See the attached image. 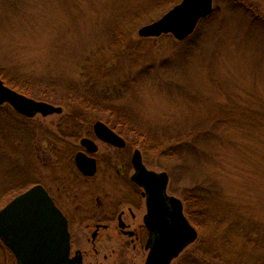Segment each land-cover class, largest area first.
<instances>
[{"label": "rangeland", "instance_id": "374dc122", "mask_svg": "<svg viewBox=\"0 0 264 264\" xmlns=\"http://www.w3.org/2000/svg\"><path fill=\"white\" fill-rule=\"evenodd\" d=\"M152 1L0 0V70L72 85L142 131L192 134L176 156L149 155L147 165L169 173L173 194L192 190L263 234L264 0H214L213 15L183 42L138 36L172 9L152 11L138 26L136 14ZM118 26L127 40L116 47ZM55 105L75 112L71 102ZM61 118L28 120L0 107V209L36 183L49 185ZM197 242L172 264H220L204 260ZM5 259L0 243V264Z\"/></svg>", "mask_w": 264, "mask_h": 264}, {"label": "flooded vegetation", "instance_id": "af4514ba", "mask_svg": "<svg viewBox=\"0 0 264 264\" xmlns=\"http://www.w3.org/2000/svg\"><path fill=\"white\" fill-rule=\"evenodd\" d=\"M56 116H62L56 124L62 129L57 128L59 138L51 137L49 185L40 182L34 185L40 184L46 189L66 219L70 235L69 260L76 264H145L150 238L146 223L148 206L145 189L133 180L135 151L139 150L141 162L149 171H159L147 165L148 153L135 141H127L116 128V122L94 119L90 114L63 112ZM98 121L121 136L126 145L116 146V138L112 143L102 140L94 129ZM66 126L69 127L64 130ZM83 139L89 140V145H82ZM78 154L83 155L89 166L95 165L92 175L78 168ZM170 180L169 175L167 194L182 201L184 214L195 227L187 215L184 197L172 193ZM2 250L8 264H18L8 246L2 244Z\"/></svg>", "mask_w": 264, "mask_h": 264}, {"label": "water", "instance_id": "95a60500", "mask_svg": "<svg viewBox=\"0 0 264 264\" xmlns=\"http://www.w3.org/2000/svg\"><path fill=\"white\" fill-rule=\"evenodd\" d=\"M214 0H181L158 20L138 29L141 38H160L172 35L184 41L194 35L199 23L213 15ZM9 104L19 115L33 119L36 115L48 117L64 112L62 106L37 100L5 85L0 77V107ZM97 135L109 143L116 138V146L124 147L125 140L113 133L104 123L94 125ZM89 140L83 139L87 146ZM89 145V144H88ZM139 150L133 156L136 173L133 180L146 191L148 214L146 223L150 231L145 264H172L194 244L199 232L184 214L180 199L167 194V172L148 170ZM81 171L92 175L82 154L76 156ZM42 185H34L0 209V242L12 250L18 264H76L69 260L70 235L61 211Z\"/></svg>", "mask_w": 264, "mask_h": 264}, {"label": "trees", "instance_id": "16d2710c", "mask_svg": "<svg viewBox=\"0 0 264 264\" xmlns=\"http://www.w3.org/2000/svg\"><path fill=\"white\" fill-rule=\"evenodd\" d=\"M180 1H152L142 9V13L136 14V24L139 26L145 22L144 19L150 17L152 11L164 10L165 12L168 10L167 8H172ZM237 5L249 12V9L241 3H237ZM114 36L116 37L115 42L112 43L116 47L121 46L127 40L126 33L119 26L114 30ZM0 76L6 85L26 96L54 103V105L71 102L75 111L74 114L96 115L98 113L107 114L110 111L111 116L103 119L110 123L116 122L117 129L123 134L128 133L133 138V142L135 141L136 145L152 157H174L178 153L176 149H179L181 145L185 144V141L193 137L192 134L167 132L159 135L154 132L142 131L133 127L129 123L128 117L126 118L120 110H108L106 106L100 103L87 100L78 94L74 86L60 85L53 78L21 74L3 68L0 70ZM19 125L22 128L23 126L26 127L25 124ZM60 128L62 129V127ZM19 194L21 193H17L16 196ZM184 199L187 215L200 233L197 245L198 251L201 252L199 254L203 256L204 260L210 258L212 261H219L220 264H264V232L262 234V229L258 224L248 220L247 222L243 221L244 225H242L228 207L217 208L192 190L186 194ZM10 200L12 199L10 198ZM256 256H259V259L253 261L252 259ZM204 260L202 261L204 262ZM235 260L236 262H233Z\"/></svg>", "mask_w": 264, "mask_h": 264}]
</instances>
